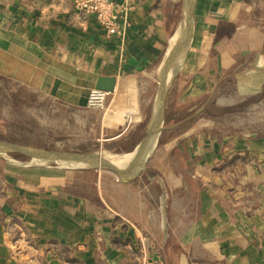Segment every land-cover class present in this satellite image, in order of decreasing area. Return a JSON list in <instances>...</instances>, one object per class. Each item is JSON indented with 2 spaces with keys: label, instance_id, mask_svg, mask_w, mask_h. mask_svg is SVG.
I'll list each match as a JSON object with an SVG mask.
<instances>
[{
  "label": "crops",
  "instance_id": "1",
  "mask_svg": "<svg viewBox=\"0 0 264 264\" xmlns=\"http://www.w3.org/2000/svg\"><path fill=\"white\" fill-rule=\"evenodd\" d=\"M189 3L139 0L128 22L122 24V33L108 38L94 18L76 9L74 0H0L3 128L15 132L47 129L35 110L50 101L57 125L65 128L64 123L71 121L75 129H82L80 134L94 133L111 148H134L163 103L153 148L143 169L132 177L99 173L96 179V173L88 169L20 166L0 154V264H101L129 255L115 240L140 238L145 231L171 243L163 251L164 261L155 258L153 264H172L171 258L179 259L178 264H264V208L253 206L254 211L247 209L246 220L238 219L232 209L239 205V199H234L239 189L233 186L231 195L221 199L219 188L229 175L213 171L221 159L217 152L226 143L219 141L231 138L232 154H226L222 162L248 153L259 165L247 163L243 168L244 191L240 193L249 195L244 197L247 205H255L253 187L255 193L264 192V133L259 128L264 124V99L250 100L264 97V67L257 69L264 66V0H194L189 46L177 61L164 66L176 55L173 43L179 40L181 46ZM233 74L238 98L233 102H247V112L215 116L211 111L201 112L204 104L193 106V95H228L217 86L228 84ZM99 76L114 77L116 86L98 115L88 108V95ZM217 102V107L226 108V102ZM221 118L243 121L244 131L255 140L242 139L233 130L214 135L215 127L223 126L215 125ZM193 147L199 163L189 166L200 169L207 186L201 190V202L196 190L197 206L203 202L201 215L193 219L185 206L177 208L183 209L190 225L180 241L186 251L193 243L202 249L207 258L204 263L189 251L180 257L168 254L174 250L175 255L179 247L173 242L174 234L170 239L166 236L171 222L161 201V193L186 190L191 195V183L198 185L192 178L204 180L200 174L192 175L176 156L187 152L192 157ZM157 164H162L163 173L149 175ZM141 177L144 185H138ZM113 187L128 196L113 203ZM106 205H113L139 230L126 231L122 222L115 227L114 218L103 213ZM177 206L174 203L168 210L175 214ZM239 212L245 218V208Z\"/></svg>",
  "mask_w": 264,
  "mask_h": 264
},
{
  "label": "rangeland",
  "instance_id": "2",
  "mask_svg": "<svg viewBox=\"0 0 264 264\" xmlns=\"http://www.w3.org/2000/svg\"><path fill=\"white\" fill-rule=\"evenodd\" d=\"M137 7L139 5V0H114V8L116 12H122L124 8L126 7V4L128 5V14H131L132 9L130 8V5H136ZM75 4V3H74ZM76 6V5H75ZM135 7L134 9H136ZM133 9V10H134ZM83 13V12H80ZM84 15H87L89 17H92L97 21H99L97 14L95 13H83ZM98 26L103 30V33L105 34L106 37L107 34L104 31V28L102 25H100L97 22ZM191 27V25H190ZM122 33V32H121ZM191 33V32H190ZM109 36L108 38H110ZM256 63V62H255ZM252 66V65H251ZM250 66V67H251ZM177 68V66H176ZM170 73V71H168ZM234 74L228 76L227 80L229 81L228 84H218L217 87L223 89L224 91H228V95H219L218 98H202L201 94L200 95H193L192 96V104L195 103L196 107L203 106L201 112H209L211 111L212 115L219 116L218 114H228L232 111H245L247 112L248 109H246L247 102H243L241 104L234 103L233 101L238 100L236 98V93H235V80L233 79ZM160 85L157 86V89H160ZM264 89V87H262ZM204 89H209L207 87H204ZM91 91V90H90ZM203 91V90H202ZM259 93V92H257ZM256 95H260L256 94ZM199 96V97H197ZM89 97V95H88ZM196 97V98H194ZM217 99L220 100V104L226 102V108L223 107H217L218 102ZM264 97H254L252 96L250 98L251 101H259L263 100ZM91 109L90 107H88ZM105 108L99 107L98 110H94L96 114H100L99 112L103 111ZM93 110V109H91ZM52 119L53 117H56V115L51 116ZM50 117V118H51ZM199 116H197L196 120L198 119ZM55 122L56 125L52 124L50 127H48L45 130H25L22 132L18 131H9V129L3 128V126L0 125V140L6 141L15 145H19L21 147H31V148H48V149H66L70 151H76L82 154H88L92 157H97L99 159H107L108 162H118L122 161L127 154L132 152V150L136 147L134 144V148L131 146H119V147H114L111 148L110 145H107V142H102L98 140L94 136V133H90V135L84 136L82 133V129H75L76 124L74 122L69 121L68 123H64L65 128L63 127L62 124L57 125V121L54 119L52 120ZM244 122L240 121L237 122L235 120H232L231 118H226V119H218L215 120V125H223L220 127H215L217 131H215L214 135L222 134L225 133L226 131L233 130L236 132L242 139H248L249 141L255 140L252 135L244 131ZM259 128H262V132L264 133V124H259ZM207 128H205L206 130ZM22 133V134H20ZM79 133V135L77 134ZM84 133V132H83ZM87 134V132L85 133ZM89 134V133H88ZM213 137V136H212ZM256 138H259L258 136H255ZM216 138V137H213ZM209 137V141H213V139ZM221 138L220 143L223 141H226V143L222 146L223 150L217 152V157L221 158L220 161L215 163L213 166V171L219 172L222 175H229L226 179H224V184L220 185L219 188V194L221 196V199L223 198H228L231 193L233 192V186H235L238 190V197H235L234 199H239V205L235 208H233V212L236 213L238 219H247L248 216V210L249 211H254L253 206H256V208L263 207L264 208V192H254V187H253V193L256 197L255 205H247V201L244 199V197L247 194H241V191H244L242 187L244 183V176H243V168L245 164L247 163H252L256 168H259L258 161L255 160L254 157H248V153L246 154V157H240L238 154H235L232 161L230 162H222V158L228 154H232V139L231 138ZM229 139V142L227 140ZM248 143V142H247ZM195 146V142H194ZM129 147L128 149H126ZM153 148V145L151 144L148 149H146L145 154L142 155V157H138L137 160L133 163V167L137 168L138 166H143L145 165L147 161V156H149L151 149ZM196 147H193L192 149V157H187V152L185 154L181 152H177L176 156L179 157V161L182 164H186V167L188 168L189 172L191 174H200V176L204 179H194L192 180L196 181L199 185L194 182L191 183L192 187V194L190 195L189 192L185 190L183 192L182 190H176V193H161V201H163V206L165 204L166 213H168L169 220L171 222V227L169 228V231L167 232L166 236L170 239V234L175 235V240L173 241L174 244L179 247L175 251L174 255V250H169L168 254L171 256H176L180 257L181 254L185 252H190V256L194 257L196 260L199 262H207L206 254L202 251V249L195 247L194 243L192 248L187 245V251L184 249V246L182 245L180 238L183 234V232L190 227V225H187V220L185 218V215L183 213V209H177L178 207H186L187 210L193 215V219L197 217L199 214L201 215L202 213V203L201 209L200 205L197 206L199 203V197L196 194V190L199 189L200 192V202H201V190L203 191L205 189L206 185V179L204 178V174L200 171V169L193 170L191 167H194V165L198 166L197 162V157L194 156ZM197 149H199L197 147ZM1 155L6 156L5 158L8 161H12L14 163L20 164V166H31V165H40V166H46V167H57V168H65L64 166H67L63 163L55 162V161H42V160H36V159H31L29 157H24L22 155L16 154V153H9V152H0ZM145 155V156H144ZM257 155V154H256ZM222 156V157H221ZM112 160V161H110ZM189 161V164H188ZM191 167H190V166ZM143 167L141 169H143ZM68 169V168H65ZM70 169H75L74 167H71ZM78 169H88L91 171H94L96 173V179L99 177V173H102L104 175H110L112 177H117L119 179H122L120 177H132L133 174H125L123 176L118 175L117 173L110 171V170H102V169H96V168H78ZM149 169V168H148ZM164 167L162 164H157L156 166H152L150 170V174L153 173L154 175H161L160 173H163ZM261 169V168H260ZM159 170V171H157ZM101 179H106V180H111L108 176H101ZM114 179V178H113ZM140 179V178H139ZM97 181V180H96ZM255 182V180H253ZM116 182H112L114 185ZM145 184V179L141 177V180L139 181L138 185H144ZM82 185V182H81ZM264 188V187H263ZM70 191V189H65ZM91 194H86L85 196H89ZM112 195H113V203H115V200L119 201L118 198L121 196L124 198L128 196L127 193H121L118 189L112 188ZM249 196V195H247ZM174 203L178 204L176 207L175 214L173 211L168 210L169 207H171ZM225 204V203H224ZM225 206H228L225 204ZM252 206V208H251ZM230 207V206H229ZM241 207L245 208V218L242 217L241 212H239V209ZM106 210L103 211L105 213V217L108 218H114L113 219V224L115 227L119 228V223H123L121 226L123 229L126 231H136L139 230L137 226H130L131 224L128 223L129 221H125L124 216L118 213V210L113 206L106 205L105 207ZM248 209V210H247ZM201 210V212H200ZM249 218H252L253 216L249 215ZM193 224V222H192ZM244 228V226H243ZM146 234H143L140 238H126L124 240H115V244L117 243V246L123 247L128 250L129 255L125 253L124 258L122 259H116L113 258L111 260L105 259V261H102L101 264H153V261H155V258H158L159 261H164L163 257V251L168 250V244H171L167 238L165 240H158V238H155L150 234L149 232L145 231ZM66 254H68V251H66ZM172 264H178L179 259L177 258H171L169 259Z\"/></svg>",
  "mask_w": 264,
  "mask_h": 264
},
{
  "label": "water",
  "instance_id": "3",
  "mask_svg": "<svg viewBox=\"0 0 264 264\" xmlns=\"http://www.w3.org/2000/svg\"><path fill=\"white\" fill-rule=\"evenodd\" d=\"M189 8L186 10L183 29L181 32V47L175 56H171L170 59L165 62L164 66H167L168 63H174L177 61L187 50L190 43V22H191V13L194 0H189ZM191 7V10H190ZM264 66H258L257 69H261ZM116 86V79L112 76H99L95 88L99 90H105L108 92H113ZM164 91L167 93L168 87L164 86ZM163 99V97H162ZM161 99V101H162ZM163 103L159 104V108L155 114V118L151 123L150 129L145 135L141 143L129 154L124 156L125 158L122 161L118 162H108L107 159H99L97 157H92L88 154H82L76 151H70L66 149H48V148H31V147H21L6 141L0 140V152H9L22 155L24 157H29L31 159L42 160V161H55L61 162L69 167L75 168H96L102 170H110L118 175L125 174H135L143 166H138L137 168L133 167V163L137 160L138 157H141L145 153L146 149L154 142L156 136L158 135L157 129V118L161 111Z\"/></svg>",
  "mask_w": 264,
  "mask_h": 264
},
{
  "label": "built area",
  "instance_id": "4",
  "mask_svg": "<svg viewBox=\"0 0 264 264\" xmlns=\"http://www.w3.org/2000/svg\"><path fill=\"white\" fill-rule=\"evenodd\" d=\"M75 7L79 12L86 14L95 13L99 21H97L104 28L107 36L120 35L122 32V24L128 22V5L122 12H116L114 8V0H74ZM136 5H130L133 9ZM110 92L91 89L88 97V107L93 110H98L99 107H106Z\"/></svg>",
  "mask_w": 264,
  "mask_h": 264
},
{
  "label": "bare ground",
  "instance_id": "5",
  "mask_svg": "<svg viewBox=\"0 0 264 264\" xmlns=\"http://www.w3.org/2000/svg\"><path fill=\"white\" fill-rule=\"evenodd\" d=\"M173 47L176 48V53L179 51V40L175 41L173 43ZM181 47V46H180ZM52 103L50 101H48L47 104H41L37 106L36 110H35V115L38 117V119L42 122V124H44V126L46 127H50V125L55 124L54 121H52V113H51V109L48 107L50 106ZM51 117V118H50ZM56 121H58V118H55ZM112 161V160H110Z\"/></svg>",
  "mask_w": 264,
  "mask_h": 264
}]
</instances>
